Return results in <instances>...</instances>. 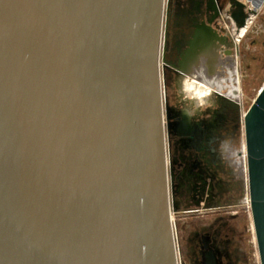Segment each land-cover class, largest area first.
Listing matches in <instances>:
<instances>
[{
	"label": "water",
	"instance_id": "obj_1",
	"mask_svg": "<svg viewBox=\"0 0 264 264\" xmlns=\"http://www.w3.org/2000/svg\"><path fill=\"white\" fill-rule=\"evenodd\" d=\"M162 3L0 0V264H177L157 66ZM243 129L264 264V84ZM202 264H220L211 248Z\"/></svg>",
	"mask_w": 264,
	"mask_h": 264
},
{
	"label": "rangeland",
	"instance_id": "obj_2",
	"mask_svg": "<svg viewBox=\"0 0 264 264\" xmlns=\"http://www.w3.org/2000/svg\"><path fill=\"white\" fill-rule=\"evenodd\" d=\"M236 1L242 5L237 17L245 15L241 25L231 17ZM218 2L217 13L210 0H169L165 16L163 0L159 80L175 252L179 264H202L196 238L211 232L220 264H260L249 209L243 115L264 84V0L254 9L242 0ZM193 3L203 10L201 19L181 22L184 7ZM214 23L226 27L231 38L216 34V48L205 54ZM196 24L204 35L190 55Z\"/></svg>",
	"mask_w": 264,
	"mask_h": 264
},
{
	"label": "flooded vegetation",
	"instance_id": "obj_3",
	"mask_svg": "<svg viewBox=\"0 0 264 264\" xmlns=\"http://www.w3.org/2000/svg\"><path fill=\"white\" fill-rule=\"evenodd\" d=\"M213 5L215 7L214 10L215 11L217 10L219 12L220 11V5H219L218 0H214ZM184 8H186L185 9L186 11H184L183 16H180V18H181L180 21L181 22H183V21L188 22V21L194 20V21H196V23H198L199 22V19H201V17H202V14H204L203 10H201V8L198 5V3H193L192 4V7L191 6L190 7L188 6V7H184ZM167 145H168V143H167ZM196 241H197L196 243H197L199 252L201 254V261H202L203 253L206 250L210 249V248L213 250L215 256L218 259L217 252H216L215 247H214V244H213L211 232H201V233H199L198 236H197V238H196Z\"/></svg>",
	"mask_w": 264,
	"mask_h": 264
},
{
	"label": "bare ground",
	"instance_id": "obj_4",
	"mask_svg": "<svg viewBox=\"0 0 264 264\" xmlns=\"http://www.w3.org/2000/svg\"><path fill=\"white\" fill-rule=\"evenodd\" d=\"M242 1L250 2L252 7H253V9L256 8L257 6H259V4H261L263 2V0H242ZM162 12H163V3H162V9H161V20H162ZM209 28H210L211 32H209V37L206 39V42H205V45H204L205 54L206 53L210 54L211 51L214 48H216V46H217L216 43L218 42V36L216 34L222 35V37L231 38L228 29L226 27L221 26V24H219V23H214V24L210 25ZM160 32H161V22H160ZM159 39H160V33H159ZM157 66H158V74H159V47H158ZM159 89H160V80H159ZM160 102H161V91H160ZM170 220H171V216H170ZM176 261H177V258H176ZM177 264H179L178 261H177Z\"/></svg>",
	"mask_w": 264,
	"mask_h": 264
},
{
	"label": "built area",
	"instance_id": "obj_5",
	"mask_svg": "<svg viewBox=\"0 0 264 264\" xmlns=\"http://www.w3.org/2000/svg\"><path fill=\"white\" fill-rule=\"evenodd\" d=\"M245 114V113H244ZM244 116V115H243ZM245 157H246V155H245ZM249 198V197H248Z\"/></svg>",
	"mask_w": 264,
	"mask_h": 264
}]
</instances>
